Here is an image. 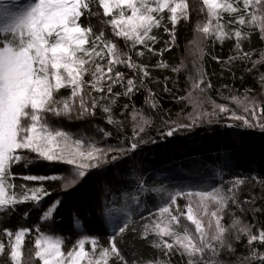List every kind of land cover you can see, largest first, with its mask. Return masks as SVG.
I'll list each match as a JSON object with an SVG mask.
<instances>
[{"label": "snow or ice", "instance_id": "obj_1", "mask_svg": "<svg viewBox=\"0 0 264 264\" xmlns=\"http://www.w3.org/2000/svg\"><path fill=\"white\" fill-rule=\"evenodd\" d=\"M199 5L202 12L207 10L206 22L196 25L198 35L189 43L195 46L201 60L206 55L204 41L222 44L234 38L237 54L223 63L243 60L251 64L250 72L264 64V50L259 59H254L252 51L242 47V42L257 28L264 39V0H242V4L241 0H199ZM189 7L188 0H25L16 10L0 8V213L8 215L21 204L42 206V219L47 221L61 203L46 202L51 195L47 182H58L61 190L70 193L83 183L89 169H98L106 162L110 152L123 154L137 148L136 137L151 120L134 106L130 115L135 127L128 149L101 148L73 138L50 118L72 119L75 113L76 119H85L95 117L99 109L109 125L117 126L120 121L114 117L113 106L120 97L131 101L141 89L148 92L145 103L157 109L158 102L146 86L151 75L149 66L138 63L135 57H143L146 52L157 54L154 46L160 37L154 29H163L169 37L159 54L171 51L177 42V25L182 20L190 21ZM99 9L103 17H110L101 19V23L110 26L111 36L103 28L97 31L90 21L85 23L90 17L99 16ZM165 21H170L171 28ZM112 37L123 40L128 52H123ZM138 45L143 50H137ZM214 59L221 62L218 57ZM118 65L127 67L131 75L120 71ZM157 67L170 68L178 74L184 62L174 66L160 61ZM87 75L91 78L86 79ZM189 79L192 91L179 99L193 104L194 115L189 116L193 124L215 115V109L219 113L230 111L227 105L215 103L212 113L201 110L195 93L203 94L212 87L206 82L202 66L197 69V77ZM259 80L264 88V73ZM116 88L122 91H115ZM64 89L69 90L67 94L61 91ZM164 90L169 91L167 84ZM231 100L248 115L232 111L230 119L242 120L243 127L264 132V105L247 94L242 98L233 95ZM122 107L123 116L130 105L125 103ZM188 126L177 125L166 135L172 136L178 128ZM100 131L105 137L110 135L104 129ZM111 159L115 161L117 157ZM56 164L66 167L43 174L31 171ZM16 167L27 171L17 173ZM243 184L238 179L227 192L213 188L171 193L157 211L142 218V224L137 225L130 218L117 222L107 237V245L85 235L66 248L62 238L39 227H0V264H109L110 260L113 264H129L119 247L128 233H135L168 257L154 258L147 264H171V256L176 253L187 257L186 264H220L216 259L219 249L227 244L234 250L227 241L230 230H235L236 239L246 235L250 248H255V242L264 244V229L254 234L252 225L239 218H234L229 226L222 222L230 205L244 210L237 199V189ZM184 219L194 225V232L183 223ZM84 227L91 230L89 223ZM26 238L31 242L27 248ZM253 256L264 264V256L255 250ZM131 264L143 262L132 260Z\"/></svg>", "mask_w": 264, "mask_h": 264}, {"label": "trees", "instance_id": "obj_2", "mask_svg": "<svg viewBox=\"0 0 264 264\" xmlns=\"http://www.w3.org/2000/svg\"><path fill=\"white\" fill-rule=\"evenodd\" d=\"M4 1L0 0V3ZM24 2L25 0H22L20 4ZM188 2L190 21L182 20L177 25V42L172 50L164 51L163 55L159 54L165 48L169 37L163 29H154L160 37L154 46L157 54L146 52L143 57H135L138 63L149 66L151 75L146 81V86L151 89L158 102L157 109H152L145 103L148 92L141 89L131 101L120 97L118 104L113 106L114 117L120 121L117 126L109 125L106 115L99 109L95 117L85 119H76L75 113L72 119L54 116L50 118L56 127L67 131L73 138L96 144L101 148L128 149L135 127L130 115L134 106L151 120L145 131L136 137L137 148L123 154L119 151L110 152L105 157L106 162L98 169H89L83 183L70 193L61 190L58 182H47L46 186L51 195L46 198V202H61L47 221L42 219V206L21 204L8 215L0 213V227L18 229L26 225L33 230L39 227L45 233L62 238L66 242V248H70L85 235L94 236L101 244L107 245V237L117 222L130 218L137 225L142 224V218H147L150 213L157 211L158 206L169 194L176 191H211L213 188L227 192L239 179L243 180L244 184L237 189V199L244 210L230 205L222 222L229 226L234 218H239L242 223L252 225L254 234L264 229V132L258 128H245L242 120L229 118L232 111L248 115L242 107L232 102L233 95L242 98L247 94L264 105V88L259 80L260 75L264 73V64L257 65V69L250 72L248 68L251 64L243 60L223 63L237 54L234 38L225 40L222 44L219 41H204L202 47L206 55L201 60L199 52L189 42L198 35L195 32L196 25L206 22L207 10L201 11L199 0ZM99 13V16L94 15L85 23L90 21L97 31L103 28L111 36L110 26L101 23V19L107 20L110 17H103L102 9H99ZM164 23L171 28L170 21ZM112 39L117 41L123 52H128L123 40L117 37ZM242 47L252 51L254 59H259V53L264 50V39H261L258 28L252 31L249 39L242 42ZM137 50H143L142 46L138 45ZM214 57H218L221 62H217ZM160 61L174 66L183 61L184 67L177 74L170 68L157 67ZM201 66L206 73V82L212 84L205 93H195L201 103V110L212 113L215 103L227 105L230 111L219 113V110L215 109V115L202 117L193 124L189 119L190 115H194L193 104L188 99L180 100L179 97H187L192 91V80L189 78H196L197 69ZM117 67L131 75L127 67ZM165 77H168V80H165ZM90 78V75L86 76V79ZM165 84L169 91L164 90ZM247 89L252 91L246 93ZM114 90L122 91L119 88ZM61 91L67 94L69 90ZM125 103H128L130 108L122 116V106ZM86 123L92 127H85ZM177 125L189 126L180 127L172 136H167L166 133ZM100 129L106 130L110 135L105 137ZM112 156L117 159L113 161ZM63 167L66 166L56 164L54 167H36L31 171L43 174ZM15 171L23 174L27 169L16 167ZM253 208H259L260 211H253ZM85 223L90 224V231L84 227ZM183 223L194 232L193 225L186 219ZM6 239L5 237V241ZM32 240L34 241V236ZM227 241L234 250H230L227 244L220 248L216 256L220 264H259L258 257L253 256V250L264 256V244L255 242V248H250L248 237L241 235L236 239L235 230L229 231ZM30 243L26 238V248ZM119 247L129 264L132 260L147 264L154 258L168 259L135 233H128L126 239L120 241ZM88 250L90 251V246ZM186 260L187 257L182 258L179 253L171 256V264H186ZM109 264H113V261L110 260Z\"/></svg>", "mask_w": 264, "mask_h": 264}, {"label": "rangeland", "instance_id": "obj_3", "mask_svg": "<svg viewBox=\"0 0 264 264\" xmlns=\"http://www.w3.org/2000/svg\"><path fill=\"white\" fill-rule=\"evenodd\" d=\"M21 1L13 2L12 0H5L4 2L0 3V8H8V9H11V10H16V9H18V8H20L22 6V3L20 4ZM84 126L87 127V128H91L92 127L89 123H86ZM193 227H194V225H193Z\"/></svg>", "mask_w": 264, "mask_h": 264}]
</instances>
